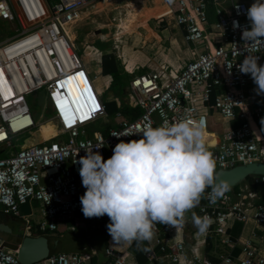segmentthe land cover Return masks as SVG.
I'll list each match as a JSON object with an SVG mask.
<instances>
[{"label":"built area","instance_id":"2783aa9c","mask_svg":"<svg viewBox=\"0 0 264 264\" xmlns=\"http://www.w3.org/2000/svg\"><path fill=\"white\" fill-rule=\"evenodd\" d=\"M96 1L0 0V20L14 21L17 26L12 35L0 41V149L11 147L14 136L30 133L40 123L51 121L55 127L52 139L0 157V212L22 218L26 231L31 228L27 219L31 209L28 214L19 212V205L25 201L29 205L34 200L40 205L41 220L32 226L37 232L54 230L57 222L76 214L85 218L79 197L86 189L79 175L81 165L74 163L86 154L83 148H94L108 159L120 139H139L137 134L145 126L158 127L165 120L169 124L186 118L202 120L206 129L205 108L235 123L228 126L219 141L208 144L217 161L216 172L264 162V124H255L256 120H264V94L257 95L251 75L239 71L246 55H256L258 64L264 65V46L250 49L242 39L244 29L251 24L247 10L255 0H168V16L180 29L183 41L200 49L177 69L161 67L132 74L127 97L138 114L106 130L94 126L107 116L104 104L63 30ZM209 8L214 12L213 22L208 19ZM70 83L80 99L79 110L67 101L65 89ZM42 89L43 107L49 110V116L39 122L33 120L25 96ZM94 103L98 108L94 109ZM117 134L121 137L113 136ZM251 177V183L264 184V175ZM210 191L207 189L199 206L188 212L191 217L194 212L210 218L208 230L196 232L203 239L218 236L231 249L236 242L226 233L228 221L247 219L264 233V205L240 198L231 201L227 195L212 204ZM86 219L96 227L110 223L107 215ZM172 232L177 237L168 244L165 239ZM184 243L181 227L157 223L151 241H132L128 248L137 251L145 245L142 254L148 264H264V253L248 241L239 244L237 256L225 253L217 261L203 257L196 240L190 247ZM104 255L105 261L95 262L88 253L58 252L22 263L16 250L0 246V264H134L129 260L131 253L125 250L107 247Z\"/></svg>","mask_w":264,"mask_h":264},{"label":"clouds","instance_id":"9594fccd","mask_svg":"<svg viewBox=\"0 0 264 264\" xmlns=\"http://www.w3.org/2000/svg\"><path fill=\"white\" fill-rule=\"evenodd\" d=\"M247 17L251 24L242 39L250 49L264 46V3L255 0ZM234 26H238L235 21ZM258 60L256 55H246L239 71L251 75L260 95L264 94V65ZM137 135L139 139H120L108 159L94 148H83L86 154L74 161L81 165L79 175L86 189L79 197L83 215H107L108 233L117 244L151 241L157 223L181 227L186 213L199 206L207 189H211L212 204L230 191L227 182H218L217 161L209 151L202 120L186 118L172 124L165 120L158 127L145 126ZM192 219L201 234L211 224L209 217L194 212Z\"/></svg>","mask_w":264,"mask_h":264},{"label":"crops","instance_id":"0c3cea01","mask_svg":"<svg viewBox=\"0 0 264 264\" xmlns=\"http://www.w3.org/2000/svg\"><path fill=\"white\" fill-rule=\"evenodd\" d=\"M110 1L112 0H102V1L97 0L91 7L84 9L85 11H87V14L85 16L82 15L83 13L82 11H84L82 10L81 11L82 13H80L78 17L75 19V21L68 27L70 28L69 37L65 34L71 49L75 53H77L80 59H83L81 60L83 66L87 70L89 78L92 84L94 85L95 89L100 94L103 103L109 101L114 102L113 103L114 109L112 110V113L106 114L107 116L105 119H100L94 123V126L96 128H100L102 130H106L110 127L116 126L118 122L121 121L122 119L134 118L138 114V109L132 107L131 100L129 101L128 97H124V98L122 97V99H120L115 92H114L115 94H113L112 96L110 94L103 95L104 93L95 84V82L97 81L96 76L94 74L91 75L90 74L91 70H89V68H87L86 66L87 60H91L96 64V71L98 74L101 75L103 79L104 88H106L107 90L110 88L112 84V76L110 74L112 69L116 70L118 74L117 76L119 78L122 75V73L131 76L132 74H137L148 70H159L161 67L168 68L167 66H170V68L177 69L180 66V64L178 63L176 64L175 62L173 51L171 56H169V54L166 53L163 55V57L161 58L155 57L150 61H145L139 57H135L136 59H129V61H122L121 54L115 55L111 51L112 50L111 43H110V47L105 51H102L103 49L101 47H97L94 44V42H96V39L100 43H104L106 41L105 37H103L106 35H102V33L100 35L98 34V36L94 34V37L90 40L88 37L89 34L85 35L86 37L85 41L83 40L79 41V48H77L75 44L76 34L79 35L81 34V32L75 29L74 26L80 24L79 27H81L82 23L80 22H84V21L86 22L87 19L90 20V9L92 10V12L98 11V9L94 10L93 8L99 5H103L101 6V8L105 7L104 5L110 4ZM134 1L136 2V4H131V2L127 0H125V3L122 4L125 7L129 8L127 10L129 14L127 17L122 19L120 25L117 26L119 27L118 29H120L119 33H124L122 32V28L128 30V31L125 30L127 33L132 32V30L135 28V31L138 32V34L134 33L136 35L135 37L140 39V44H141V43H145V41H148V38L154 35L152 30L148 26V24H150L149 20L151 18H157L159 16L167 15L170 6L168 5V0H134ZM147 1L150 2L152 6L150 7L144 6V3H146ZM163 1H165V5L167 6V8L163 5ZM139 4H142V6H139ZM207 15H208V19L210 16L213 17L212 22L215 20L214 12L213 10H211V8H209ZM82 18L85 20L82 21L83 20ZM146 22L148 28L147 29L140 28V26L145 25ZM171 27L175 28L176 30V32H173V37L177 33L178 35H180L182 39L180 29L175 27L174 25H171ZM140 30L145 31L144 32L145 34H141ZM81 31L83 34V30ZM109 32L110 31H108L107 33L108 36H109ZM165 33H167V30L163 28L162 30L158 31V35H156L157 33L155 35L158 36L157 38H160L161 36L164 37L163 34ZM170 44L172 46L174 45L173 38L170 39ZM184 44L186 46L184 45L181 47L183 48L182 50L183 54H185V56L189 55L188 58L192 59L195 56L196 52L200 49V46L192 45L191 43H185V42ZM90 51H91V55H90ZM134 52H136V50ZM105 54H107V57L103 59V55ZM143 65H145L144 68H142L144 69L143 71H141L142 69L141 70L136 69V71L135 70L131 71L137 66H143ZM104 69L106 70V72H103ZM121 91L125 92L124 86L122 87ZM44 104L45 103H43V105ZM42 108L43 111L46 112V117H48L49 110L47 108L45 109L44 107ZM135 109H137V111H134ZM131 110L132 112L134 111L136 113L135 116H132ZM204 113L206 115V121H207L206 130L208 133L214 135L213 143H215V141L216 142L219 141V139L221 138L224 131L228 128V126H235V123L227 122L226 120L219 117V115L215 111H212L210 108L209 109L205 108ZM256 123L258 124V121H255V124ZM208 126L210 127V129H208ZM208 144H212V143H208ZM251 178H252L251 176H247L239 180L235 185L230 186V191H228L225 195H227L231 201H237L240 198L242 200H248L253 204L264 205V184L251 183L250 182ZM249 193H251L253 196H248ZM6 216L7 217L5 223H3L2 220H0V233L1 232L6 233V237L0 236V244H1L0 246L4 247L5 249L15 250L20 245L22 237L24 236H28L33 240L37 239L35 243L34 241L32 242L34 244L37 243L39 245L44 246V250L43 252H41L42 253L41 254L39 252L37 253L35 248L32 249V246L34 244L31 245L30 243V245L29 246L27 245V247L24 245V249H22L20 256V261L22 263L23 262L28 263L33 260H36L40 258L41 255L43 254H47V253L55 254L58 252H64V253L84 252L89 254V259L91 261L101 262L106 260V257L104 255V250L105 248L109 247L114 250H120V251L125 250L130 252L131 256L129 260H131L132 263L134 264H148L146 258L142 254L146 247L145 245L143 251L141 253H137L128 248V243H119V244L113 243L112 238L108 233V230H102L100 228L101 225H98V227L94 226L91 222H89L88 219L81 217L78 214L74 215L70 219L64 220L62 222H57L56 228L54 230L37 232L34 231V229L32 228V226L34 225L33 224L31 225V228L28 231L23 229L22 235L20 237H16L17 236L16 234L12 235L10 233L2 231V227L4 226V224L15 223V220H20L23 222V219L20 218L19 216L17 217L11 215H6ZM186 216L189 217V221L184 222L183 226H181L182 237L183 240L185 241L184 244L190 247L196 240L198 251L202 254L203 257L209 260L217 261L218 256L225 253H229L233 257L237 256L240 251L239 244L244 241L250 242L259 252L264 253V233L260 230V227L256 225L252 219H247L246 221L243 222L228 221L226 233L231 241L236 242L233 244L231 249H228V247L222 242L221 238H219L218 236L209 235L208 237H204L203 239L199 234L196 233L198 229L195 226L193 219H191L192 218L191 215L187 213ZM159 237L164 238L165 235L163 236L159 235ZM176 237L177 234L176 233L174 234L172 232V234L166 237L165 242L171 244L174 241V239H176ZM15 240L17 241L15 242ZM150 263L157 264L156 262L153 261H151Z\"/></svg>","mask_w":264,"mask_h":264},{"label":"rangeland","instance_id":"374dc122","mask_svg":"<svg viewBox=\"0 0 264 264\" xmlns=\"http://www.w3.org/2000/svg\"><path fill=\"white\" fill-rule=\"evenodd\" d=\"M46 1L48 3L50 2V0H46ZM127 1H130L131 4H136L134 0H127ZM124 3H125V0L123 1L112 0L110 1V4L104 5L105 7L101 8V6L103 5H99L93 8L94 10L98 9V11L92 12V10L90 9V20L87 19L85 22L84 21L85 19L82 18L83 19L82 21H84V22H80L82 23L81 24L82 26L79 27L80 24H77L74 26L75 29L81 32V34L79 35L76 34L75 44L77 48H79V41H82V40L85 41V38H86L85 35L89 34L88 37L90 40L94 37V34L98 36V34L100 35L102 33V35H106V36H103L105 37L106 41L104 43H100L96 39V42H94V44L97 47H101L103 49L102 51H105L110 47V43H111V47H112L111 51L115 55L121 54L122 61H129V59H136L135 57H139L145 61H150L151 59L155 57L161 58L166 53H168L169 56H171L172 51H173L176 64L178 63L180 64V66H182L184 63L188 61L189 55L185 56V54H183L182 52L183 48L181 47L184 46L185 44L182 41L180 35L176 33V35L173 37V32H176V30L175 28L171 27V25L173 24L168 16V13L167 15L159 16L157 18H151L149 20L150 24H148V26L150 27L154 35L150 36L148 38V41H145V43L140 44V39L135 37L136 35L134 33L138 34V32L135 31V28L132 30V32H128V33L126 32L128 30H126L125 28H122V32L124 33H119L120 29H118L119 27L117 25H120L121 20L127 17L129 14L127 12L129 8L122 5ZM142 4H139V6H142ZM163 5L167 8V6L165 5V1H163ZM144 6L150 7L152 6V4L147 1L146 3H144ZM82 12L81 13L83 16L87 14V11L85 10ZM212 18H213L212 16H211V19L209 18L210 22H212L213 20ZM141 26L140 28L142 29L148 28L147 22L145 25H141ZM16 28L17 26L14 21L0 20V41L12 35L15 32ZM163 28L167 30V33L163 34L164 37L161 36L160 38H157L158 36L156 35H158V31L162 30ZM69 29L70 28L68 27L66 28V31H67L66 34L68 37H69ZM81 30H83V34ZM108 31H110L109 36L107 34ZM140 32L141 34H145L144 33L145 31L143 30H140ZM171 37L174 40L173 46L170 44V39H172ZM135 50L136 52H134ZM137 51H140V52H137ZM90 55H91V51H90ZM128 63H131V62H128ZM86 66L87 68H89V70H91L90 74L91 75L94 74L96 76L97 81L95 82V84L104 93L103 95L110 94L112 96L113 94L116 93V95H118L120 99H122V97L124 98L128 96L129 90L127 89L128 87L127 85H128V80L130 78V75L122 73V75L118 79L117 78L115 79V83H114L115 85L110 86V88L107 90L106 88H104L103 79L101 75L98 74L96 71V64L91 60H87ZM144 66L145 65L137 66L131 71H134V70L136 71V69L141 70L142 68H144ZM167 67L170 68V66H167ZM143 70L144 69H142L141 71ZM123 86L125 88V92L121 91ZM43 95L44 93L42 89V90H38L36 92H33L25 96V102L28 106V109L34 121L43 122L44 118H46V112H44L42 108L43 103H45V99ZM43 123H51V125H53L51 121H46ZM43 123H40L39 125ZM39 125H36L35 127H33L30 130V133H22V134L14 136L11 139V147L3 148L2 150L0 149V157L7 156L8 154H11L14 150H17L23 146H27L31 143L44 142L49 139H52L53 134H54L53 132H43L40 134L38 138L37 132L39 129ZM208 129H210L209 126H208ZM29 205L31 209V214L27 217V219L29 221V225H33L36 222L41 220L40 205L38 202L34 200H31L29 202ZM14 224H15V227L13 228L18 233L16 237H20L23 232V222L20 220H15ZM0 236L6 237V233L1 232ZM16 241L17 240H15V242Z\"/></svg>","mask_w":264,"mask_h":264},{"label":"water","instance_id":"95a60500","mask_svg":"<svg viewBox=\"0 0 264 264\" xmlns=\"http://www.w3.org/2000/svg\"><path fill=\"white\" fill-rule=\"evenodd\" d=\"M218 173V182L219 181H225L227 182L230 186L235 185L239 180L247 177V176H255V175H264V162L258 161V162H251V163H246V164H240V165H235L231 168L224 169V170H217ZM19 212L21 214H28L29 213V205L28 201L23 202L22 204L19 205ZM6 215L4 213L0 212V220H2L3 223L6 222ZM2 223V224H3ZM14 223H9V224H4L2 227V231L10 233L12 235H18L17 231L14 230ZM100 228L102 230H108L107 226L101 225ZM37 241L29 238L28 236L22 237L20 245L15 249L16 250V256L20 261V256H21V251L24 249V245L27 247L29 246L30 243L33 245ZM37 251V253H41L44 250V246L39 245V244H34L32 246V249ZM42 254V253H41ZM48 254V253H47ZM43 254L41 255L40 258L36 259L39 260L41 258H44L50 254ZM35 261V260H33ZM21 262V261H20ZM24 263V262H23Z\"/></svg>","mask_w":264,"mask_h":264},{"label":"trees","instance_id":"16d2710c","mask_svg":"<svg viewBox=\"0 0 264 264\" xmlns=\"http://www.w3.org/2000/svg\"><path fill=\"white\" fill-rule=\"evenodd\" d=\"M209 18L211 19V16ZM106 57H107V54L103 55V59L106 58ZM103 72H106V70L104 69ZM110 74L112 76V84H111V86H113V85H115L114 84L115 83V79L116 78L118 79V76H117L118 74H117L115 69H112ZM113 103L114 102H112V101L103 103L106 114H111L112 113V110L114 109ZM134 111H137V109H135ZM134 111L132 112V110H131L132 116H135V114H136ZM256 121H258V124L256 123L257 125H259V124L262 125L263 124L262 120H256ZM43 132H53V133H55L54 125H51V123H43V124L39 125V129H38V132H37L38 138H39L40 134L43 133ZM143 249H144V246H142L139 250H137L135 252L141 253L143 251Z\"/></svg>","mask_w":264,"mask_h":264},{"label":"bare ground","instance_id":"6f19581e","mask_svg":"<svg viewBox=\"0 0 264 264\" xmlns=\"http://www.w3.org/2000/svg\"><path fill=\"white\" fill-rule=\"evenodd\" d=\"M72 23H70L69 25H67V26H64V28H63V30H64V32L65 33H67V31H66V28L67 27H69L70 25H71ZM67 35V34H66ZM78 83V82H77ZM64 89H65V87H64ZM65 91H66V93L69 95V99H70V104H71V106H72V103H73V105L75 106V107H80V102L79 103H76V101L78 100V97L76 96V91L73 89V87H72V85H71V83L66 87V89H65ZM72 91H73V93H72ZM79 101V100H78ZM73 107V106H72ZM74 108V107H73ZM206 137H207V141H208V143H213V137H214V135L213 134H211V133H208L207 132V130H206ZM216 142V141H215Z\"/></svg>","mask_w":264,"mask_h":264},{"label":"snow or ice","instance_id":"6c2138e0","mask_svg":"<svg viewBox=\"0 0 264 264\" xmlns=\"http://www.w3.org/2000/svg\"><path fill=\"white\" fill-rule=\"evenodd\" d=\"M81 75H82V74H81ZM93 107H94V109H95V108H98V105H95V103H94ZM85 115H87V113H85Z\"/></svg>","mask_w":264,"mask_h":264}]
</instances>
